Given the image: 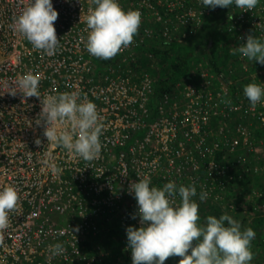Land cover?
Instances as JSON below:
<instances>
[{"label":"built area","instance_id":"built-area-1","mask_svg":"<svg viewBox=\"0 0 264 264\" xmlns=\"http://www.w3.org/2000/svg\"><path fill=\"white\" fill-rule=\"evenodd\" d=\"M32 2L0 0V190L11 186L19 196L17 211L9 215L8 229L0 233L3 239V244H0V264H55L59 259L67 264H89L94 256L91 252L86 255L82 251L89 244L85 247L84 241L81 249L78 244L80 238L76 237V233L83 235L84 228H90L94 233L100 231L105 224L101 218L106 221L104 215L109 214L108 210H116L123 218L124 225L130 221L141 227L137 201L134 193L129 194L130 184L139 182V179L151 183L152 170L156 169L155 164L161 159L182 173L180 165L175 167L171 156L173 152L167 145L170 136L164 133L168 125L172 130L176 129L177 119L175 116L166 117L163 105L159 104L163 108L159 111L161 116L152 123L143 120V116H150L151 112L143 97L146 89H153L151 81L148 82V73L138 78L132 69H122L120 64L97 69L93 60L95 56L89 54L85 47L88 37L86 24L80 22L81 15L86 17L89 9L95 8L93 1L52 0L53 7L59 13L54 27L60 40L54 55L34 49L25 36L10 27L13 19ZM117 2L121 7L124 4L123 0ZM178 2H181V6L186 5V0ZM168 5L169 8H175L174 3L169 2ZM254 10L249 13L242 10V14L239 9L238 19L242 21L244 16L251 17L253 25L260 28L263 21ZM138 11L141 12V9ZM260 13H264V10ZM240 28L238 37L243 39L241 36H244L246 30ZM120 54L135 59L134 43L122 48ZM29 72L38 77V91L42 97L76 92L81 99L86 97L96 105L105 126L100 139L106 152H116L110 148L124 145L132 132L138 135V131L149 127L142 138L133 136L130 145L135 143L134 148L127 147L130 156L120 160L118 172L105 173L100 158L88 162L79 157H69L62 147L48 146V140L43 135L44 128L35 124L42 110V97H25L17 88L19 78ZM224 85H221L223 92L219 95L221 102L230 100L232 105L227 106L223 102L222 105L209 104L210 112L203 116L199 110L197 117L192 116L191 119L195 123L193 127L197 122L202 121V124L196 125L199 128L194 127L192 131L188 123H184L186 128L179 133H184L183 149H187L189 144L190 131L195 136L201 135L206 132L207 123L214 120L211 127L217 129H210L209 135L212 132L219 133L222 132L224 121L217 115L232 117L236 106L227 93L229 88L224 89ZM11 89L17 90L16 95L10 93ZM188 92L186 95L189 97ZM188 111L189 108H186ZM237 131L244 144L248 145L247 129L239 126ZM107 132L109 138L106 140L103 136L107 138ZM37 138L42 140V145L35 144ZM155 139H160L163 146L158 148L155 147L157 144L151 145ZM234 140L239 143L238 139ZM149 145L153 149H147ZM219 149L216 143L211 149L198 150L204 155H211ZM177 153L180 155L181 151ZM54 167L61 171L54 172ZM199 168L200 163L193 164V183L198 177L196 172ZM208 169L218 170L220 167L209 164ZM168 182L165 180L164 183ZM170 182L177 183L175 179ZM101 201L102 206L95 205ZM60 215L70 217V224H59ZM133 215H136V219H132ZM78 226L79 231H75ZM56 243L63 244L65 251L61 255L52 256L49 246Z\"/></svg>","mask_w":264,"mask_h":264},{"label":"clouds","instance_id":"clouds-1","mask_svg":"<svg viewBox=\"0 0 264 264\" xmlns=\"http://www.w3.org/2000/svg\"><path fill=\"white\" fill-rule=\"evenodd\" d=\"M201 2L203 7H210L215 11H218L220 7L227 8L231 6L232 20L234 21L235 18L238 22L241 21L238 19L239 9L245 11V13L255 9V14L263 21V24L258 28L252 23L251 27L256 31L262 28L260 35L264 38V13H260L264 10V0H201ZM93 3L96 7L89 9L86 17L82 15L80 17V22L86 24V31H88L85 47L89 54L97 58L110 60L117 57L122 48H127L134 43L135 59L130 61L131 64L128 63V58L131 56L121 54V61L112 66L120 64L122 69H132L138 78L144 73L151 72V66V68L146 69L139 64V60L143 56H138L136 49L139 45H145L147 40L155 37V20L154 23L148 22V18L151 16L155 19L154 0H141V12H125L117 0H93ZM166 8L170 9L168 3L164 1L162 9L166 11ZM243 11H241L242 14H244ZM163 14L167 15L168 13L163 12ZM58 15L59 13L53 7L52 0H33L18 17L13 19V24L10 27L25 36L34 49L47 55H54L60 44L54 27ZM239 17L241 16L239 15ZM243 20H245V16ZM240 25L245 28L246 33L241 36L243 39H240L238 36L241 28L235 24L237 39L242 40L245 44L234 47L231 54L234 56L239 54L249 61L264 65V42L257 36L251 35L248 27ZM139 27H141L142 32L137 34ZM164 41L170 42L166 39ZM147 46L149 45L147 44ZM148 55L151 57L154 54L148 51ZM243 65L245 67L246 64ZM195 71L196 68L193 71L192 69L188 71V75H191L190 78L193 81L190 83V87L194 88V92L197 88V91H199L200 86H198V83L201 80L203 89L209 91L213 89L210 87L211 85L215 89H220L224 81L228 80V77L221 74H219V77H214L206 73L203 77L200 72L196 78H193ZM188 77L186 75L179 79L173 86L180 85L183 88L182 81ZM220 79L223 81H219ZM234 84V82H230L228 87L229 91L232 89L229 95L236 106V109L233 110L234 115L232 112V118L238 114L237 105L244 102L251 104L253 108L252 111L245 109V113L251 114L254 112L257 121L264 124V118L261 119L259 118L260 115L255 114L257 113L255 110L256 105L264 97V83L262 85L247 84L244 87L246 100H242L244 97L235 100L237 95L234 93ZM38 87L39 79L31 72L17 81V88L25 97H42ZM184 88L188 89V87ZM9 91L12 95L17 93L16 89ZM154 92L155 84L150 94ZM186 93L184 91L183 96H187ZM164 94L162 92L161 95H157L155 102L162 101ZM78 100H80L79 103ZM222 102L231 103L230 100ZM147 103H149V100H147ZM195 103L198 104L199 99ZM41 105L42 110L35 120V124L44 128L43 135L48 140V146L62 147L67 151L69 157H79L88 162L99 159L102 150L99 138L103 134L105 126L102 122L103 117L99 115L93 102L86 97L81 99L78 93L73 92L42 97ZM185 115L187 116V114ZM191 117L192 115L189 114L188 118ZM234 119L238 118L234 117ZM250 119L251 116L245 118V121L248 123ZM239 123L243 124L240 121ZM253 123L255 124L254 121ZM200 124H202V121ZM176 125L182 126L178 120ZM29 126H31V122H29ZM252 143V139L249 137L248 145L250 149H239L237 152H232L231 149L224 148L218 151H223L224 157L227 155L239 157L240 154H243L246 159V153H252V156L255 157L261 153L263 157L264 151L251 149L250 144ZM35 144L37 146L42 145V140L37 138ZM218 151L206 156L212 158L211 161H214L212 164L221 168L222 165H219V163H222L220 160L224 159L221 158ZM198 163H200V168L197 169L196 173L199 177L196 180L200 179L206 183V179L202 177V172L212 177L216 169L209 171V164L204 165L202 159ZM250 170L251 167L249 166L248 172H251ZM53 171L61 170L54 167ZM133 193L138 204L137 214L140 217L142 226L138 229L130 226L126 230L132 252V264H165V261L173 256L182 257L179 264H249L253 260L254 254L250 249V245L256 233L251 227L242 231L241 224L228 214H223L219 218L209 215L203 225H198L200 220L199 205L192 199L197 195L195 184L177 186L175 182H168L162 188H157L150 187V181L139 179V182L130 184L129 194ZM207 195V192H201L199 194L200 201H205ZM18 200L19 196L14 187L9 186L0 190V233L8 229L10 224L9 215L17 211ZM132 219H136V215H133ZM75 231H79V229L77 228ZM0 244H3L2 237H0ZM98 246L101 249L100 245H96L97 248ZM64 251V246L61 243L49 246V252L52 256L61 255ZM91 254L96 256L97 251L95 253L91 250ZM95 256L93 259H95Z\"/></svg>","mask_w":264,"mask_h":264},{"label":"rangeland","instance_id":"rangeland-1","mask_svg":"<svg viewBox=\"0 0 264 264\" xmlns=\"http://www.w3.org/2000/svg\"><path fill=\"white\" fill-rule=\"evenodd\" d=\"M90 1L92 2L93 0H88V2ZM164 1L167 3L170 2V3L175 4V8H170V9L166 8V12L168 13L167 15H164L163 12L161 11V8L164 6ZM178 1H181V0H161V1L154 0L155 19L152 16L148 18L149 23L150 22L154 23V20H155L154 39L161 40V41H164L166 39L170 42L171 41L184 42V40L193 36V33L197 32L199 28L203 27V22H204V19H207L206 17L207 15L216 14L217 12L215 11V9H212L210 7H203L201 0H186V5L184 6H181V2L179 3ZM123 3L128 9L127 11H138L142 9L140 6L141 0H123ZM93 5L95 4L93 3ZM94 7H96V5ZM208 24L211 27H213L216 23L212 22V23H207V25ZM235 24L237 25V27H242L235 18H234V21L232 20V14H230L226 16L222 24V27L219 29H216V33L212 38L215 41V46L213 48L218 49L217 55L224 53L225 47H229L228 50L232 52V49L234 47H238L242 44H245V42L237 39V35H236L237 27H235ZM227 25L228 27H226ZM146 28H150V27H146ZM141 32H142V29L141 27H139L137 34H140ZM204 36L203 37L200 36L199 41L196 42L195 47H194L195 48L194 53H198L199 55H201L199 53L200 52L199 50H203V49L206 50L212 47L213 44L212 43L210 44L212 40L208 41L209 39L208 36L206 35ZM221 36H222V39H221ZM148 45L151 46V44L149 43ZM156 47L164 49V50H169L168 48H170V45L164 44L163 42V45L156 44ZM197 56H196V61L198 62V66H202L200 73H202L203 77H205L206 73L211 74L214 77H219V74H215L212 72L213 71L212 66L207 59H204V57L202 56H199L200 58L198 59ZM153 57L154 59L151 58L152 70L151 72H148L149 74L148 82L151 81L150 83L152 84V87L154 86V84L158 82V80H160L159 77H160L161 70H162L160 67L162 66L165 67L167 63V62H163L161 66L160 57H157L156 60H155L154 55ZM148 58H150L149 55H148ZM232 58L239 60L240 63H243V64L246 63L244 67L245 71H247V69L249 68V65H250L249 63H257L254 61H249L247 58H244L239 54L235 56L232 55ZM128 63L131 64L130 61ZM232 64L235 66L237 62L233 60ZM167 67L168 65H166V68ZM190 67H191L190 70L192 69L193 71V69L196 68V65L194 68H192L191 65ZM258 69L259 70L255 73L249 72L247 76L244 74L242 75L241 72H240L241 73L240 75H238L237 72L233 73L236 76L224 75V77H228V80L224 81L225 85L222 87L224 89H228L229 83L234 82L235 83L234 93H236L238 99H241L242 97L245 96L244 87L247 84L256 83L258 85H262L264 83V66L263 65H261V67L258 66ZM235 70L237 69H233L232 67V72ZM259 73L261 75L257 76V74ZM246 78H251V79L247 80ZM201 81L198 83V86H200L199 91H197L198 89L197 88L196 91L194 92V88L190 87V83L193 82L191 78L188 77L186 79H183L182 85L184 87H188V89L184 87L182 88L180 85L169 87L167 92L164 94L163 96L164 98L162 99V101H157L159 104L163 105L166 117L172 118V116H175L178 122H180L182 125V127L177 126L176 129L174 130H172V127L170 128V125H168L167 127H165L166 130L164 131V133H167L170 136V140H169L170 142L168 141L167 145L168 147L171 148L173 152V155L171 153V156L174 158V165L175 167L181 165L180 171L182 173H178L175 169H172L169 165H167L163 159H161L159 162L158 161L156 162L155 164L156 169L152 170L153 172L151 174L152 182L150 183V187L162 188L165 185L164 183L165 180H168L170 182L171 179H175L177 181V183L175 182L177 186L179 185L188 186L191 184H195L196 189H197V195L193 197L192 199L195 200L199 205V212H198L199 216H201L202 213L205 212V210L201 212L200 206H202L203 203H206L209 200H211L213 203H217L218 205H220L223 209L224 214H228L232 216L233 219H235L241 224V226L247 225L250 222L252 223L253 219L257 216L256 211L260 209V205L257 202H255V190L253 186L250 184L251 189L248 190L247 188L248 184L245 179V176H247V174L250 175V172L246 173V171H241L240 170L241 166L239 162L235 163V165L232 167V165L228 162L229 161L228 159L220 160L222 163H219V165H222V167L214 171L215 173H214V183L213 184L208 183V181L204 183L200 179L196 180L193 183L192 182L193 178L191 176L194 171L193 170L194 163L200 162L202 159L204 165L212 164L211 163L212 158H208V156L204 155L203 153H200L198 149H211L215 147L216 143H218V147L220 149L221 148L231 149L230 151L232 152H237L239 149H250L249 145L244 144L242 136L237 131V127L239 126L240 128L245 127L247 129V132H246L247 138L248 137L251 138V135H253L252 134L253 131L260 129V127L255 126V124H251L253 122L248 121L247 123V121H245V118L249 117V115L250 116L253 115L252 117L254 119L256 117L254 116V112L251 113L252 115L245 113V109H247L248 111H252L253 108L251 104H247L241 101L242 103L237 105V108L239 109V111H237L238 114L234 116V117H237L239 120L234 119V117L232 118L229 115L225 116L230 121L228 123L224 121L222 132H219V133L212 132V135H209L210 129H217V127H211V122L209 121L207 123L205 133H202L201 135H197V136L192 134L191 132L192 129L194 127L199 128V126H196V125H200V123L197 122V124L193 127V124L195 123L192 122L191 118H188L189 114H191L192 116H196L198 115V112L200 110V115L203 116V115H206L208 112H210L209 104L210 106L214 105V103L222 105L220 96H218L222 94L223 92L222 88L220 87V89H215L211 85L210 87L213 88L211 89V91L204 90L202 87ZM219 81H223V80L220 79ZM189 90H193V91L188 92ZM184 91L188 92L190 96L189 97L183 96ZM231 91L232 89H230V91L227 93L229 94ZM144 92H145V95H143V97L145 98V101L150 100L151 89H146ZM162 92L163 91L157 90V94L159 93V95H161ZM198 99H199V103L196 104L195 102H198ZM242 100H246V97H244ZM158 108H159V111L161 109L163 110L162 106H159ZM186 108H189L188 112H186ZM205 110H207L206 113H204ZM255 110L257 112L255 114L260 115L259 118L262 119V117L264 116V97H262L261 102L256 105ZM184 113L187 114V116L186 115L184 116ZM243 120H244L243 124L236 122V121L243 122ZM231 121H234V123L229 124ZM184 123H188V126L191 130L189 132L190 140H189L187 149H183L182 147V142H183L182 136L184 133L179 134L180 130L186 128V125ZM261 124L264 125L263 123ZM117 130L120 131V128H118ZM106 136L107 138L105 136L103 137L107 140L109 138L108 132L106 133ZM234 139H238L239 143L237 144L236 140ZM252 141L253 143L250 144L251 149H259L260 151L261 150L264 151V145H262V142L259 141L258 144H255L254 143L255 140H252ZM100 142H101V139H100ZM154 144L155 145L157 144L155 147H158V148H160V146H163L162 142H160V139H155L154 142L151 143V145L154 146ZM134 145L135 143L133 144L132 142V144L129 147L130 148L132 147L133 149ZM151 145H149V148L147 147V149H153ZM110 149H115V148L112 147ZM106 150L107 149H105L104 146L102 145L101 155L99 157L102 169H104L105 173H108L110 171L118 172L119 170L118 163H120V160L127 159L130 156V154H128L129 152H127V150L125 149L126 150L125 153H123L122 155H119L121 152H124V149H122L119 152H114V153L106 152ZM178 150L181 151L180 155H178L177 153ZM258 155L262 157L261 153ZM253 156L250 153V157L247 161L245 160L243 154H240L238 157L240 163H244V162L250 163L249 166L251 167V170H250L251 173L255 172L257 169V165L255 163V159ZM262 158H264V156ZM231 167H232V170H231ZM234 169H236V171L232 172ZM222 170L224 171L221 172ZM237 171H240V173ZM202 174H203L202 176L203 178L208 179V177L205 176L203 172ZM217 178H224V179L217 180ZM231 180L233 182V186H234L233 188L235 189V192L237 193L236 195L238 197H243L242 199H239L237 204L229 200V196L227 193L228 191L226 190V188H224V186ZM218 189H221V191H219ZM246 191H248L249 193H246ZM201 192H207L208 194L207 199L205 201H200L199 199V194ZM102 202L103 201L97 202L95 205H101ZM124 202L127 203V201H124ZM134 204H136V201H134ZM104 207H106L105 204H104ZM124 209H125V206H124ZM107 212L109 214L104 215L106 217V221H104L101 218L102 223L105 222V224L102 225V229L100 231L98 230L96 231V233H94V231H91L90 228H84L83 235L76 233V237L80 238V241L78 242V244L80 245L81 249H82V246H83L82 244L84 241H85L84 242L85 247H87V245L89 244L87 248H85L84 250L82 249V251L86 255L90 253L91 250L95 252L96 251L95 248H97L96 245H100L101 249L97 248V254L95 256V258L101 257L100 264H132V252H131V248L129 247L126 230L130 226H134L137 229L139 228V226L135 224L134 222H130V221L126 222V225H124L123 218L121 217L119 213H116V210L115 211L108 210ZM58 220H59L58 221L59 224L67 226L70 224L71 218L68 216L60 215V218ZM113 222L119 224L123 237H121L120 233H118L115 236L108 235L109 229L114 227ZM200 223L201 225H203L205 221H201ZM226 226H227V222H226ZM77 228H80V227L78 226ZM106 239L110 241L109 245H106L105 243ZM118 243H120V245H117ZM116 248H118L121 251V254L116 255L117 252L114 251V249ZM256 248H257L256 259L261 263L262 261H260V259L264 260V240H262L261 238L259 240L257 239ZM100 252L103 253L104 255L102 256ZM127 253L129 254H128V257L126 258ZM173 257L177 258L179 256H173ZM173 257H170V258H173ZM168 259L165 261V264H170L169 263L170 260ZM179 259H182V257H179ZM55 264H67V263H65L62 259H59Z\"/></svg>","mask_w":264,"mask_h":264},{"label":"trees","instance_id":"trees-1","mask_svg":"<svg viewBox=\"0 0 264 264\" xmlns=\"http://www.w3.org/2000/svg\"><path fill=\"white\" fill-rule=\"evenodd\" d=\"M125 12L128 10L127 7L125 6V4L121 7ZM230 7L227 8H219V11L216 12V14H211V15H207V19H204L203 22V27L199 28V30L195 33H193V36L189 37L187 40H185L184 42H178V41H171V42H165V41H161V40H157L154 38H151V40H147L145 45H139L137 50V55L138 56H143L140 58L139 60V64L142 65L143 67L147 68H151V58L154 59L153 56H151L150 58H148V51L152 52L155 56V60L157 57H160L161 59V66L163 62H167L166 65H168V67H160L161 70V74H160V80H158V82L155 84V92L150 94V100L148 103V107H149V111L150 112V116L144 115L143 116V120L152 123L154 122L156 119H158L161 115L159 113V104L157 102H155V97H157V95H159V93L157 94V90L158 91H163V93H166L169 87H172L173 84H175L179 79L185 77L187 75V77L191 76L188 75V71L190 70V65L192 66V68L195 67L198 68L195 72L193 78H196V76L199 74V72H201V70L199 68H201L202 66H198V62L196 61V56L198 53H194L195 52V44L196 42L199 41V37H203L204 35L208 36V41L212 40V47H210V49H203V50H199L200 54H198L197 58L199 59V56L204 57V59H207L209 61V63L212 66L213 69V73L215 74H221V75H227V76H236L233 73L237 72L238 75H240L242 73V75H246L249 74V72H257L258 66L261 67L262 64H260L259 62L257 63H249V68L247 69V71L244 70V65L243 63H240L239 60L233 59L231 52L228 50L229 47H225V51L224 53L217 55V48H213L215 46V41L212 38L215 33H216V29H219L222 27V24L226 18L227 15H230L232 13V10H229ZM162 12H166L165 10H163L161 8ZM233 14V13H232ZM216 23L213 27H211L209 24L207 25V23ZM238 23L242 24L244 27H248L249 28V33L251 35L257 36L258 38L261 39L262 42H264V38L260 35V32L262 30L258 29L257 31L251 27L252 26V18H245V20L239 21ZM207 25V27H206ZM215 27V28H214ZM228 27V25L226 26ZM264 27V25H263ZM208 28V29H207ZM214 28V29H213ZM205 37V36H204ZM222 39V36H221ZM168 44L170 45V48H168L169 50H164L161 48L156 47V44ZM151 44V46H147V44ZM209 43V42H208ZM122 59V55L119 54L117 55V57H114L113 59L110 60H104L101 58H97V57H93L94 63L97 67V69H101L103 67H108V66H112L114 64H116L118 61H121ZM203 59V60H204ZM238 59V58H237ZM133 58L129 57L128 61H132ZM202 60V61H203ZM235 60L238 64L234 66L232 64V61ZM246 61V60H245ZM242 64V65H240ZM246 64V63H245ZM198 66V67H197ZM264 66V65H263ZM232 67L233 69H237L235 71L232 72ZM241 72V73H240ZM261 75L260 73L257 74ZM250 77V76H249ZM247 80H249V78H246ZM235 86V84H234ZM235 100H238V97H235ZM232 102L230 104H227V106H231ZM229 109V107H228ZM234 115V112H233ZM220 119H222L223 121H225L226 123H228L230 120L227 119L226 117L222 116V115H217ZM250 117V115H249ZM248 117V118H249ZM250 122H255V126H259L260 129H257L255 131H253V135H251V139L255 140L254 143L258 144L259 141L262 142V145H264V125L261 124L260 121H257V119L253 118L251 116V119L249 120ZM239 122V121H236ZM234 121H231L229 124H233ZM244 123V121H243ZM254 124V123H251ZM149 127H145L144 129H142L141 131H138V135L137 133H133L131 130L129 133H131V137H129V140L124 144V145H117L115 146V151L119 152L122 149H127L128 146H130V143L133 139V136H140L142 138V136L145 134V132L147 131ZM262 140V141H261ZM253 142V141H252ZM218 153L220 154L221 158L223 159H228L229 163L232 164V167L235 165V163L239 162L240 166H241V171H246V173L249 171V165L250 163L244 162V163H240L239 158L235 155H227L226 157H224V152L223 151H218ZM249 154L250 153H246V161L249 159ZM252 154V153H251ZM255 159V163L257 165V169L255 172H250V175L247 174V176H245V179L247 181L248 184V190L251 189L250 184L253 186L254 190H255V202H257L260 205V209H258L256 211L257 216L253 219L252 223H248L247 225H242L241 226V230L243 231L246 228L251 227L255 233L256 236L255 238L251 241V245H250V249L254 254L253 260L249 262V264H264V260L260 259V261H262L261 263L256 259L257 254H256V240L258 239H262L264 240V158L260 157V155H258L257 157L253 156ZM236 169H234L232 172H235ZM240 173V171H237ZM205 175V174H204ZM203 176V174H202ZM207 176V175H205ZM206 181H208V183L213 184L214 183V176L210 177L207 176ZM224 178H217V180H223ZM224 182V181H223ZM233 182L232 180L229 181L224 188H226V190L228 191V196H229V200L232 201L233 203L237 204L239 199H242L243 197H238L235 192V189L233 188ZM219 191H221V189H218ZM246 193H249L248 191H246ZM200 210L201 212L205 210V212L202 213V215L200 216V220L198 221V225H201V221H206V217L209 215H213L216 216L217 218H219L221 215L224 214L223 209L220 205H218L217 203H213L211 200H209L206 203H203L202 206H200ZM114 227L109 229L108 235L109 236H115L118 233H120L121 237H123L121 229L119 227L118 223L113 222ZM125 235V234H124ZM97 236V235H96ZM98 237V236H97ZM109 242L106 239V245H109ZM104 243V244H105ZM196 242L194 241V244ZM117 245H120V243H118ZM96 250V248H95ZM97 251V250H96ZM95 251V253H96ZM115 252H117L116 255L121 254V251L116 248L114 249ZM128 254H126V258L128 257ZM190 254V252H189ZM95 256V255H94ZM170 260L169 263L170 264H179V257L177 258H170L168 259ZM101 261V257H96L94 259V261H92L90 259V263L89 264H100ZM77 264H82V263H77Z\"/></svg>","mask_w":264,"mask_h":264},{"label":"flooded vegetation","instance_id":"flooded-vegetation-1","mask_svg":"<svg viewBox=\"0 0 264 264\" xmlns=\"http://www.w3.org/2000/svg\"><path fill=\"white\" fill-rule=\"evenodd\" d=\"M202 68V67H201ZM201 68H199L200 70H201ZM198 68H196V70H197Z\"/></svg>","mask_w":264,"mask_h":264},{"label":"water","instance_id":"water-1","mask_svg":"<svg viewBox=\"0 0 264 264\" xmlns=\"http://www.w3.org/2000/svg\"><path fill=\"white\" fill-rule=\"evenodd\" d=\"M211 43V42H210Z\"/></svg>","mask_w":264,"mask_h":264}]
</instances>
